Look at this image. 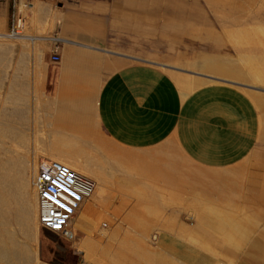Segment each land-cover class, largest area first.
<instances>
[{"label":"crops","instance_id":"1","mask_svg":"<svg viewBox=\"0 0 264 264\" xmlns=\"http://www.w3.org/2000/svg\"><path fill=\"white\" fill-rule=\"evenodd\" d=\"M57 7L58 61L51 59L52 50L36 58L21 53L4 62L5 100L25 99L31 128L35 123L37 131L50 133L43 141L37 139L38 144L54 145L60 132V140L66 136L71 144L84 134L86 145L98 147L109 140L129 150L111 160L123 164L116 177L132 179L134 189L125 184L107 192L133 193L149 205L151 168L159 171L151 164V147L168 150L173 145L183 161L202 169L194 183L197 201L201 195L203 209L217 211L211 216L196 209L195 225L223 227L234 243L226 255L235 264H264V218L249 210L259 205L264 215V92L257 90L261 104L229 85L208 84L182 93L160 67L119 65V56L107 52L114 0H58ZM49 15L51 20L57 17ZM178 167L182 177L185 170ZM159 172V177H168ZM158 241L186 264L215 262L169 232L160 233Z\"/></svg>","mask_w":264,"mask_h":264},{"label":"rangeland","instance_id":"2","mask_svg":"<svg viewBox=\"0 0 264 264\" xmlns=\"http://www.w3.org/2000/svg\"><path fill=\"white\" fill-rule=\"evenodd\" d=\"M37 1L51 14H57V17L52 20L40 18L35 24H30L28 22L30 12H28L29 17L25 19V22L28 21L23 29L17 28L16 6L6 2L0 3V19H2V11L6 10V17L0 33L10 34L12 27H15L21 30L24 34L23 37H25V40L11 39L9 38L11 35L6 38L0 37L3 39H0V42H2L0 43V135H2L0 141L5 143L6 148L9 150H14L17 147V150H20L24 157L30 160L28 163L34 162L35 166L45 158H49V156H46V146L48 147V145H39L37 141V139L40 141L45 140L47 135L44 130L37 131L35 123L34 129L31 128V113L26 105L20 104L19 100L16 99L5 100L4 62L5 59L19 57L21 53L25 54L26 51L32 52V55H34L37 46L39 51L36 52L40 56H45L52 50H56L59 55L58 46L60 44L57 43L56 39L59 18L58 0H30V3ZM138 6L140 7L138 8ZM256 21L260 23H256ZM254 22L256 25H254ZM105 48L108 50L107 52L119 56L117 58L119 65L130 62H143L160 67L172 78L181 92L184 89L178 83V79L182 77L183 79L190 78L195 75L202 79H200L199 87L208 84H221L229 85L246 94L245 88L264 92V80L258 81V78L254 76H248L247 74L245 80H242L243 82L239 84L219 78H211L207 74L215 73L211 72L210 69L197 67V65H201V57L203 56L218 59L230 58L235 61L239 53L240 55L255 53L256 56L264 54L262 53L264 52V0H114L109 40ZM261 57H264V55H261ZM192 61L195 67L192 66L194 65ZM236 62L238 67L244 66H241L243 70L250 67L253 69L264 68V65L259 60L257 63L254 58L245 61L244 65L243 62L238 60ZM245 67L247 68L245 69ZM208 79L214 81H208ZM9 84L8 80V88ZM198 86L191 88L188 93L198 88ZM247 95L254 101L252 95L249 93ZM80 137L81 139L78 141L86 140V135L82 134ZM102 141L104 144L98 147L79 144L83 147L84 156L89 161L92 160L91 164L101 173L104 193L101 196L100 203L90 197L78 210L73 225V238L67 239L63 235L37 224L35 229L36 239H22L12 225L8 227V231L13 233L16 242H23L31 250L35 249V254L42 264H118L124 254L128 256V264H186L161 248L158 241L159 234L169 232L185 240L201 252H206L219 260L228 261L229 264H235V260H229L226 255L227 248L230 246L233 248L234 243H229L227 233H222L221 229H224L223 227L195 225L198 221L196 209L200 211V214L205 212L211 216L214 212H217L211 209H203L201 195H199L197 201V196L195 192L193 193L196 189L194 182L197 181L196 176L198 171H202L201 168L183 161L180 153L173 145L169 146L168 150H165L161 145L152 146L151 164L157 165V169L165 172L168 177H159L158 173L160 172L151 168V205H149L147 202L137 200L138 196L133 193L121 192L115 194L107 192L112 190L113 187L125 184L130 185L129 189H134V187L131 184L132 179H128L130 183L127 184L124 181L125 179L116 177V169L122 170L123 164L111 160V158H114L112 155L122 154V152L130 153V151L111 145L109 140ZM79 145L76 144V147L78 146L77 148L81 149ZM8 154L10 153H6V157L9 156ZM154 158L156 161L153 160ZM180 165H182L183 171L185 170L182 177L178 170ZM27 166L22 171V178L25 179L23 180L24 183H26L25 181L29 182L27 183L29 184L27 185V190L29 189L27 197L29 196L28 198L31 199L30 195L34 194L32 193L34 189L31 183L34 170L29 165ZM74 171L91 178L96 187L97 183L93 177L78 170ZM130 173L132 174L129 171ZM107 174L112 176L108 177ZM128 180L126 179V182ZM135 180L138 181L137 178ZM135 186L137 188L138 184L136 183ZM147 196V194L140 195V199ZM257 206H253L249 210L253 214L264 218V215L258 212ZM101 207L104 210L103 212L100 210ZM95 221H98L99 224L97 225V231L92 235V240H95V242L102 241L99 244L104 246L109 242L112 245L109 244V248L106 249L99 248L100 251L93 252L95 255L84 259V252L78 246L86 238L91 225ZM100 227L103 229L101 230ZM104 229H106L105 233ZM109 234L116 236L108 240L107 236L104 235ZM220 237L221 240H217ZM147 246L150 247L147 249ZM133 251L138 257L137 259ZM151 254L154 257L153 255L151 257ZM89 260H92V262Z\"/></svg>","mask_w":264,"mask_h":264},{"label":"bare ground","instance_id":"3","mask_svg":"<svg viewBox=\"0 0 264 264\" xmlns=\"http://www.w3.org/2000/svg\"><path fill=\"white\" fill-rule=\"evenodd\" d=\"M38 2L39 1H37L35 3H27L24 0H20V1H18L16 3L17 4L16 5V9H17L16 12H17V19H18V28H20V29L22 28L23 29V26L26 25L25 23H27L28 20L25 22V19L27 17H29L28 16L29 15L28 12H30V17H29V21H28V22H30V24H35L37 21H39L40 18H42L43 20H45L46 18L51 19L50 15H49L50 13L49 14L46 13L47 10L45 8H43L41 6V4L38 3ZM5 11L6 10L4 9L3 12H2V19H0V29L2 28V26L4 24L5 17H6ZM52 18H53V16H52ZM243 23H244V21H243ZM256 23H260V22L259 21H256ZM256 23L254 25H256ZM9 35L10 34H7V33H0V37L1 38L9 37ZM23 36H24V34H22L21 30H18V33L15 36H12V37L10 36L9 38L16 39V40H25V38ZM1 40H3V39H1ZM245 40H247V39H245ZM0 43H2V42H0ZM5 43H6V41H5ZM3 44H4V42H3ZM26 46H27V44H26ZM35 46H37V45H35ZM37 47H36L35 53H34L35 58L40 56L39 53L36 52V51H39V49ZM26 53H30V52L28 51ZM262 53H264V52H262ZM254 54H250V55L249 54H241L240 55V53H239L236 60H238L240 62H243V65H244L245 64V61H247L250 58H254V60H257V63H258V60H259V62H261V64L264 65V57H261V55H264V54H260V55H257V56L254 55ZM29 55L30 54H28L27 56L29 57ZM82 55H83V53H82ZM84 56H85V54H84ZM236 60L234 61L233 59H230V58H224V59L219 58L218 59L216 57L203 56V57H201V62H200L201 65H197V67H200L201 66L202 68H208V69H210L211 72L215 73V74H207V75L211 76V78H213V77L214 78H219V79L226 80L228 82H234V83L241 84L243 82L242 80H245V76H247V74H248V76H252V77L254 76L255 78H258L257 79L258 81L264 80V68L259 67V68H254L253 69V68L250 67V68L246 69L247 67H245L246 70H243V68H241L242 65L240 67H238V63L236 62ZM192 62H191V65H192ZM197 63H199V62H197ZM193 64H194V62H193ZM249 64H251V63H249ZM176 65H175V67H176ZM192 66L195 67V64L192 65ZM242 67H244V66H242ZM207 73H210V72H207ZM204 75H206V74H204ZM178 77H180V76H178ZM200 79H201V77L199 78L196 75L193 76V77H190V78H184V79H183V77L181 79L179 78L178 79V83L180 84V86L182 87V89H184V91H182V93H188V91L191 90V88L197 87L200 84L201 80H202V79L201 80ZM208 81H214V80L213 79H210V80L208 79ZM245 91H247V94L249 93L250 95H252L253 99L257 102L256 104H261L262 103L261 102L262 101V98H261L262 94H260L259 91L255 90V89H251V88L250 89H246L245 88ZM18 100H20V104L22 103V104H24L26 106L28 105V103H27L28 101L26 102L27 104H25V99H23L22 101H21V99H18ZM21 109H23V108H21ZM22 111H24V110H22ZM18 118H20V117H18ZM7 128H9V127H7ZM10 129H11V127H10ZM38 129L40 130V128H38ZM57 131H60V130L57 129ZM15 132H16V130H15ZM47 132H48V130H47ZM48 133H47V135H48ZM59 133L57 134V132H56V135H57L56 136V141L58 139L59 140L54 145H52L50 147H49V145H48V147L46 146V149H47V155L46 156H49V158H45L41 162H47L49 160H54V161H57V162H60V163H63L65 165H67L71 169L81 171V172L86 173L89 176L93 177L96 180V183L97 184H96L95 190H93V192L91 194V197L93 198L94 201H96L97 203H100L99 198H101V196L104 193V183H102L103 182L102 181L103 179H101V177H102L100 175L101 173H99V171L97 170V168L94 167L93 164H91V161L92 160L89 161V159H87L86 156H84L85 154H83V150H82L83 147H81V145H79V144H82V146H83L86 143L84 141H78L77 140V142L74 144L75 147H73L74 146L73 144L69 143L68 141H65L66 139L64 140V138L66 136H64L63 140H60V137L58 136ZM0 136H2V135H0ZM76 144H78L81 147V149L77 148L78 146L76 147ZM19 151L17 150V147L14 150L7 149L6 146H5V143H3L2 141H0V264H42V262L37 258L36 254H35V249L32 248L33 250H31V248H29V246L27 244L23 243V242H16L14 240L13 233L10 232V231H8V227L13 225L14 228L16 229V231L21 235L22 239H30V240L31 239L32 240H35L36 239V231H35V229H36V226L38 224V220H37V210H36L37 209L36 208L37 206L35 205L36 195H35V192H32L34 194L30 195L31 196V199L28 198L29 196L27 197V192L29 191V189L27 190V185H29L27 183H29V182L25 181L26 183H24L23 180H25V179L22 178V176H23L22 171H23L24 167L27 166V165H29L33 170H35V168H36L35 165L36 164L34 162L28 163V161L30 162V160L26 159V157H24V155L22 154V152L21 151L19 152ZM6 153H10V154H8L9 156L6 157ZM84 153H85V151H84ZM40 160H41V158H40ZM119 163H121V162H119ZM164 167H165V165H164ZM23 173H25V172H23ZM80 174H82V173H80ZM200 190H202V189H200ZM198 192H197V194H198ZM193 193H194V191H193ZM28 195H29V192H28ZM88 200L89 199H87L86 201H88ZM86 201H84V203ZM100 210L102 212L104 211L102 207L100 208ZM75 219H76V216L73 219V225H74ZM98 224H99L98 221H95L91 225V227L89 229L88 235H86V238L83 241H81L80 244H79V246H78L79 249H81L84 252V259H86V258L88 259V257H91V255H95V254H93V252H95L96 250L98 251L99 248H101V249H106L107 247L109 248L108 245L110 244V242L109 243L106 242L107 245L104 246V245L99 244L102 241L101 242H99V241L98 242H95V240H92V238H93L92 235H93L94 232L97 231V228H98L97 225ZM102 229L103 228H101V230ZM241 229H242V227H241ZM105 230L106 229H104V233H105ZM109 235H104V236H107L106 238L108 240H111V239H113L114 236H116V235H114V236H111V235L109 236ZM146 239H147V237H146ZM144 241H145V239H144ZM130 244L133 245L132 243H130ZM110 245H112V244H110ZM149 247L150 246H147V249ZM152 252H153V249H152ZM133 254H134V251H133ZM136 254H137V252H136ZM159 254H157V255H159ZM97 255H98V253H97ZM152 255L153 254H151V257H152ZM209 256H211V255H209ZM135 257H136V255H135ZM153 257H154V255H153ZM137 258L138 257H136V259ZM213 258L215 259V262L213 264H229L228 261H224L223 259H222L223 260L222 261V260H219V259L215 258L214 256H213ZM92 260H89V261L92 262ZM130 260H131V258H130ZM127 262H128V256L124 254V255L121 256V261L118 264H128ZM136 262H138V261H136ZM131 264H133V263H131ZM142 264H144V263H142Z\"/></svg>","mask_w":264,"mask_h":264},{"label":"built area","instance_id":"4","mask_svg":"<svg viewBox=\"0 0 264 264\" xmlns=\"http://www.w3.org/2000/svg\"><path fill=\"white\" fill-rule=\"evenodd\" d=\"M18 1L20 0H0V3L16 6ZM24 1L30 3V0ZM17 28L12 27L11 36L18 33ZM50 57L53 61L59 59L56 50ZM31 183L36 195L38 224L72 239L73 219L84 201L91 197L94 181L63 163L49 160L36 166Z\"/></svg>","mask_w":264,"mask_h":264}]
</instances>
